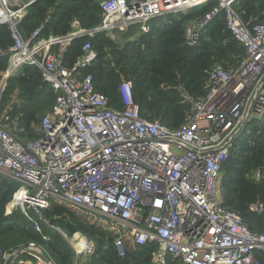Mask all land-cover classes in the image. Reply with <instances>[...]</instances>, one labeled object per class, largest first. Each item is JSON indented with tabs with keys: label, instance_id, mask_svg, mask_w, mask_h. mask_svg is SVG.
I'll return each mask as SVG.
<instances>
[{
	"label": "built area",
	"instance_id": "built-area-1",
	"mask_svg": "<svg viewBox=\"0 0 264 264\" xmlns=\"http://www.w3.org/2000/svg\"><path fill=\"white\" fill-rule=\"evenodd\" d=\"M96 1L104 10L98 27L84 30L74 21L67 35L41 39L42 26L26 39L21 24L37 0H0V28L7 27L12 39L0 48V60L8 63L0 105L9 79L25 66L38 69L57 95L33 129L34 139L12 133L0 119V174L19 185L8 214L20 210L48 242L43 211L60 202L114 228L121 258L131 239L136 246L155 247L151 264H167L169 258L183 264H262L264 231L250 230L224 205L222 191L223 170L246 126L264 120V24L245 22L239 8L254 0H209L217 5L187 29L186 45L198 48L202 31L223 15L245 53L234 68L210 70L203 97L178 87L191 109L178 129L145 119L129 81L118 87L121 108L111 107L93 77L81 73L98 58L90 41L72 67L65 59L78 38L131 26L148 34L152 20L186 13L203 6L195 4L202 0ZM249 179L264 182V167ZM250 210L263 214L264 203ZM25 254L33 257L30 264H56L37 244L0 252V264H15Z\"/></svg>",
	"mask_w": 264,
	"mask_h": 264
},
{
	"label": "trees",
	"instance_id": "trees-1",
	"mask_svg": "<svg viewBox=\"0 0 264 264\" xmlns=\"http://www.w3.org/2000/svg\"><path fill=\"white\" fill-rule=\"evenodd\" d=\"M216 5L213 2L186 13L154 19L148 34H141L124 46L113 41L107 32L93 38H78L66 55V65L72 67L82 55L83 45L90 41L98 58L81 73L93 77L95 89L109 98L111 107L121 108L118 87L123 81H129L145 119L159 120L171 129H178L187 122L191 111L179 96L178 87L183 85L196 97H203L207 92L209 72L215 65L223 63L227 68H234L244 57L245 49L228 30L223 15L202 31L198 48L186 45L188 24ZM239 8L245 22L264 24V0L241 2ZM103 16L104 10L96 0H37L29 8L21 32L29 39L43 26L40 38L48 39L70 33L74 21H78L82 29L92 30L101 24ZM11 44L9 30L0 29V48H8ZM6 68L7 61L0 60V78ZM17 78L18 98L26 99L20 106L22 114L19 113L17 120L19 135L23 139H34V126L52 110L57 95L35 67L25 66ZM11 80L2 95L1 106ZM256 123L257 126L236 144L223 170L222 191L224 205L241 215L250 230L260 233L264 231V213L250 210L252 204L264 203V182L255 183L249 179L252 172L264 167V120ZM18 189L16 182L0 174V252L37 244L48 251L56 264H74L75 252L62 236L43 225L44 234L50 237L46 242L20 212L8 214ZM43 214L50 225L70 237L81 233L95 243L94 253L85 264L152 263L155 247L136 246L131 239H126L127 254L121 258L114 246L116 231L92 214L60 202ZM258 258L264 264V255ZM32 261L33 257L25 254L15 264ZM167 264L183 263L169 258Z\"/></svg>",
	"mask_w": 264,
	"mask_h": 264
},
{
	"label": "rangeland",
	"instance_id": "rangeland-1",
	"mask_svg": "<svg viewBox=\"0 0 264 264\" xmlns=\"http://www.w3.org/2000/svg\"><path fill=\"white\" fill-rule=\"evenodd\" d=\"M145 1V0H143ZM143 1H139V2H143ZM162 18V17H160ZM104 19V17H103ZM103 22V20H102ZM101 22V24H102ZM194 22V21H193ZM100 24V25H101ZM192 25V22L188 24V27L187 29H189V27ZM2 28H7V27H1L0 29ZM8 29V28H7ZM9 30V29H8ZM109 35V37L115 41L118 45L120 46H124L126 45L128 42H131L132 40H134L135 38H137L138 36H140L141 34H143L140 30H139V27L138 26H131V27H126V28H118L117 30H114L112 32H108L107 33ZM24 36V35H23ZM242 45V44H241ZM98 54V53H97ZM223 63H219L217 65H222ZM228 65V64H227ZM216 66V65H215ZM224 66V65H222ZM7 67H8V63H7ZM226 67V66H225ZM7 70V68H6ZM5 70V71H6ZM4 71V72H5ZM22 69H20L18 71V73H15V75L13 77H11L9 80H11L10 82V90L9 92L6 94V96H4L3 98V104L2 106L0 105L1 107V110H0V119L5 121V125L8 127L7 129L10 130L12 133H15V132H19V121L18 120V116H19V113L22 114V111L20 110V106L22 107V104L25 103L26 99H20L18 98V86H17V82L16 80L18 79L17 76L19 77V74L21 73ZM3 72V73H4ZM2 75V74H1ZM3 76V75H2ZM2 76L0 78V87H1V81H2ZM15 91V92H14ZM21 111V112H20ZM255 121H252L250 122L247 126H246V131L244 132V134L241 136L242 139H244L253 129L255 126H257V123H255ZM261 122V121H259ZM37 125L34 126V128L36 127ZM237 143V142H236ZM13 202L15 201V195L13 197ZM56 202H52V205H55ZM16 212H20L22 215L23 213L18 210ZM24 216V215H23ZM78 234H81V233H78ZM76 234V235H78ZM65 235V238L69 241L70 239H72L73 237L67 235L66 233H64ZM74 235V237L76 236ZM83 236V238L80 240V242L82 243V240H88V238L81 234ZM115 239V238H114ZM89 244L91 245V248L92 249H85L86 250V253L85 254H78V251L74 248L75 246H77L76 244H71V248L73 250L76 251L77 255H78V264H85L87 260H89L90 256L93 255L94 253V250H95V243L92 242V241H89ZM69 244V245H70ZM83 245V244H81ZM80 260V261H79ZM88 262V261H87Z\"/></svg>",
	"mask_w": 264,
	"mask_h": 264
},
{
	"label": "bare ground",
	"instance_id": "bare-ground-1",
	"mask_svg": "<svg viewBox=\"0 0 264 264\" xmlns=\"http://www.w3.org/2000/svg\"><path fill=\"white\" fill-rule=\"evenodd\" d=\"M209 3V0L208 1H200L199 3H195V4H197V5H204V4H208ZM83 238V236L81 235V234H78V235H76L75 237L73 236V238L72 239H70V243L71 244H76L77 246H75L74 248L78 251V254H80V253H83V251H86L85 249H87L88 248V246H91L90 244H89V242H88V240H82V243L80 242V240ZM81 244H83V245H81Z\"/></svg>",
	"mask_w": 264,
	"mask_h": 264
},
{
	"label": "water",
	"instance_id": "water-1",
	"mask_svg": "<svg viewBox=\"0 0 264 264\" xmlns=\"http://www.w3.org/2000/svg\"><path fill=\"white\" fill-rule=\"evenodd\" d=\"M12 10H13V11H16L17 8H16V7H12ZM43 225H44V227H45L48 231H50V232H52V233H54V234H58V235L62 236V237L68 242V244H70V242L65 238L64 232H63L62 230L53 227V226L50 225L47 221H43ZM70 246H71V244H70ZM72 248H73V247H72ZM74 252H75L74 264H78V255H77V253H76L75 250H74ZM85 253H86V252H85ZM85 253L83 252V253H80V254H85Z\"/></svg>",
	"mask_w": 264,
	"mask_h": 264
}]
</instances>
